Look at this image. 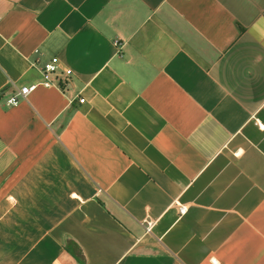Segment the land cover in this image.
Instances as JSON below:
<instances>
[{
  "label": "crops",
  "instance_id": "obj_1",
  "mask_svg": "<svg viewBox=\"0 0 264 264\" xmlns=\"http://www.w3.org/2000/svg\"><path fill=\"white\" fill-rule=\"evenodd\" d=\"M0 264H264V0H0Z\"/></svg>",
  "mask_w": 264,
  "mask_h": 264
},
{
  "label": "built area",
  "instance_id": "obj_2",
  "mask_svg": "<svg viewBox=\"0 0 264 264\" xmlns=\"http://www.w3.org/2000/svg\"><path fill=\"white\" fill-rule=\"evenodd\" d=\"M59 71V59L54 56L48 61L44 62L40 67V76L41 79L38 82L32 83L30 85H25L19 88L14 94H12L7 100L6 103L9 105H16L22 98H25L31 91H33L37 86H51L55 85V75ZM66 75L70 73L69 69H66L64 72ZM80 102L84 101V98L79 99ZM179 212L184 213L186 207L184 205H179Z\"/></svg>",
  "mask_w": 264,
  "mask_h": 264
}]
</instances>
